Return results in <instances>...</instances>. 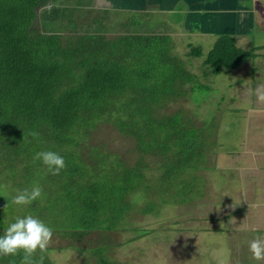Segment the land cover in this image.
Wrapping results in <instances>:
<instances>
[{
  "label": "trees",
  "instance_id": "1",
  "mask_svg": "<svg viewBox=\"0 0 264 264\" xmlns=\"http://www.w3.org/2000/svg\"><path fill=\"white\" fill-rule=\"evenodd\" d=\"M124 2L137 8L133 0ZM112 9L98 8L95 0L89 6L86 0H0V232L15 216L30 213L65 240L63 249L85 255V264H130L111 256V234L129 231L137 195L183 191L189 172L211 152V142L205 145L183 110L166 111L186 91L200 89L172 53L170 37L125 21L127 32L108 39ZM188 49L187 57H204L205 76L256 59V50L239 48L229 35L206 55L201 46ZM109 129L129 145L126 151L101 146L97 135ZM43 150L63 156L58 174L33 159ZM153 165L161 173L155 180L148 173ZM157 181L167 184L157 187ZM34 183L41 198L27 212L11 211L12 190ZM144 204L139 213L157 209ZM49 251L37 250L32 258L51 264ZM21 256H0V264H22Z\"/></svg>",
  "mask_w": 264,
  "mask_h": 264
},
{
  "label": "rangeland",
  "instance_id": "2",
  "mask_svg": "<svg viewBox=\"0 0 264 264\" xmlns=\"http://www.w3.org/2000/svg\"><path fill=\"white\" fill-rule=\"evenodd\" d=\"M86 1L91 5V0ZM95 1L98 8H116L107 12L110 17L106 22L99 21L105 22L108 39L127 32L125 21L138 23V31L170 37L172 53L184 61L186 69L195 76L194 86L200 89L186 91V96L171 102L166 111L183 110L193 126L201 129L205 145L211 142L207 146L210 154L204 152L205 157L195 170L189 176L183 175L189 177L183 191L164 198L150 194L148 199H140L143 195H137L128 217L129 231L111 234V256L119 263L130 264H264V260H252L247 248L250 239L264 234V51L257 50L256 60H248L238 69L218 76H205L204 57L186 56L188 45L201 46L206 55L227 30L231 31L227 35L243 50L263 47L264 27H259L255 36L245 35L241 40L243 36L237 39L232 27L227 29L208 13L192 19L191 27H187L188 15L193 13L188 0H180L174 7H161L155 0H134L137 10L123 6L127 0ZM246 4L245 1L243 5ZM215 8L222 9L220 5ZM179 10H183L185 18L175 20ZM142 22L145 27L140 25ZM114 135L110 129L101 130L97 139L108 149L126 151L129 145ZM127 158L132 162L134 155ZM148 173L154 180L161 174L156 165ZM166 184L157 181V187ZM182 199L188 202L181 204ZM145 201L148 206L157 204V209L139 213L140 208H145ZM10 207L13 212L29 209L28 205L11 202ZM65 243L51 234L45 247L51 250V264H85L86 256L63 249Z\"/></svg>",
  "mask_w": 264,
  "mask_h": 264
},
{
  "label": "clouds",
  "instance_id": "3",
  "mask_svg": "<svg viewBox=\"0 0 264 264\" xmlns=\"http://www.w3.org/2000/svg\"><path fill=\"white\" fill-rule=\"evenodd\" d=\"M33 159H38L51 174H58L65 167L63 156L52 150L38 151L34 153ZM41 195L40 186L34 183L30 188L16 190L11 196V203L28 205L40 199ZM51 231V228L35 215H17L0 232V256L16 255L20 252L22 264H40L39 260H33V253L45 249ZM247 248L252 260H264V234L250 239Z\"/></svg>",
  "mask_w": 264,
  "mask_h": 264
},
{
  "label": "crops",
  "instance_id": "4",
  "mask_svg": "<svg viewBox=\"0 0 264 264\" xmlns=\"http://www.w3.org/2000/svg\"><path fill=\"white\" fill-rule=\"evenodd\" d=\"M135 1H139V0H135ZM183 1H187V0H183ZM245 1L247 4L243 5ZM155 2L157 5H160L161 7L162 6L174 7L176 6L175 5L176 3L178 4L180 2V0H160V1L155 0ZM186 3L188 4L189 7H192L193 9L192 10L193 13L188 15L187 20L185 19L187 21L186 23L187 27H191L190 22L192 21V19L201 17L202 13H208L210 17L213 18L215 17V19H219V21L222 24L226 25L227 29H230L232 27V30L234 29V32L237 35V39L243 36L241 40L245 38L244 37L245 35H249L248 37L251 36L253 37L254 34L256 35L259 27H264V0H188ZM218 5L222 7V9H219V11H217L215 8ZM202 7L205 8L203 9ZM158 10L161 11L162 8ZM182 11L183 10H179L180 14L177 15V18L174 17L175 20H180V18H185L183 15L185 13ZM219 14H221V16ZM224 32L225 33H221V34L227 35L231 33V31L229 32V30ZM241 40L239 41V43L241 42ZM252 49L256 50L255 52H257V50L264 51V46L255 47ZM258 57L259 55L256 54V59ZM253 73H254V69L252 71V74Z\"/></svg>",
  "mask_w": 264,
  "mask_h": 264
},
{
  "label": "flooded vegetation",
  "instance_id": "5",
  "mask_svg": "<svg viewBox=\"0 0 264 264\" xmlns=\"http://www.w3.org/2000/svg\"><path fill=\"white\" fill-rule=\"evenodd\" d=\"M116 2H118V1H116Z\"/></svg>",
  "mask_w": 264,
  "mask_h": 264
}]
</instances>
